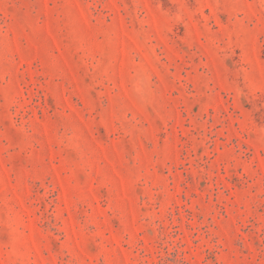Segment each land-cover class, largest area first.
Wrapping results in <instances>:
<instances>
[{"label":"rangeland","instance_id":"374dc122","mask_svg":"<svg viewBox=\"0 0 264 264\" xmlns=\"http://www.w3.org/2000/svg\"><path fill=\"white\" fill-rule=\"evenodd\" d=\"M0 264H264V0H0Z\"/></svg>","mask_w":264,"mask_h":264}]
</instances>
